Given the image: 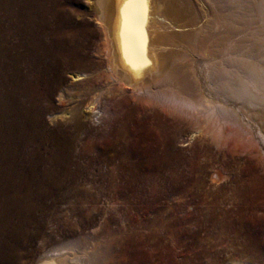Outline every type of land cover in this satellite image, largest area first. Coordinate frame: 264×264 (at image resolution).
Listing matches in <instances>:
<instances>
[{
	"label": "bare ground",
	"instance_id": "obj_1",
	"mask_svg": "<svg viewBox=\"0 0 264 264\" xmlns=\"http://www.w3.org/2000/svg\"><path fill=\"white\" fill-rule=\"evenodd\" d=\"M206 1L189 37L164 0H0V264H110L111 243L136 246L137 264H187L188 223L230 236L235 213L264 220V0ZM184 135L212 142L185 159ZM221 162L230 172L205 176ZM100 198L122 199L120 225L93 226ZM61 203L78 220L49 233ZM187 204L201 214L179 217Z\"/></svg>",
	"mask_w": 264,
	"mask_h": 264
},
{
	"label": "rangeland",
	"instance_id": "obj_2",
	"mask_svg": "<svg viewBox=\"0 0 264 264\" xmlns=\"http://www.w3.org/2000/svg\"><path fill=\"white\" fill-rule=\"evenodd\" d=\"M164 2H165L164 7L166 9V14H167L169 20H173L175 22L176 28H174V30H176L179 33H181V32L184 34L187 33V34H189V37H192V34L190 35V32L193 31L195 29V27L197 28L199 25H206V23L208 21L207 19L211 17L209 14V6H208L206 0H164ZM191 4L194 7L191 8L189 6ZM198 7H200V8H198ZM72 8L76 12L84 11L86 9L85 0H74V2L72 3ZM77 9H78V11H77ZM196 25H198V26H196ZM187 30H188V32H187ZM183 48H184L185 54L187 55V59L188 60L193 59V63H194L195 68L197 69L198 75L203 76V74L201 73V72H203V69H201V67H202L201 65H203L202 68H204V66H205L204 64L207 60L206 57H201V56L197 55L192 50L190 45H187L186 43H183ZM204 59H206V60H204ZM211 142H212L211 138L208 135L207 136L198 135L192 141L189 140V137L187 135H184V136L180 137L179 139H177L176 141H174V151H178V152L182 153L185 159H189L193 155V153H194L193 151H194L195 147H200V146L203 147L205 144H208ZM218 167L224 168L225 170L230 172L233 165L225 164L222 162L220 163V165L214 163L208 167V172L205 173V176H207V177L209 175L211 176L213 171H216L219 169ZM182 173L189 174L190 172L188 171V168L183 167ZM104 200H109V199H105V198L101 199L100 198V200L99 199L97 200L96 204L99 207V211L94 213V214H96V218L94 219L93 226L98 227L101 225V223H103L105 221H108L110 226L120 225L122 223L121 215H120V213H118V212H120V210H119V208H118L119 211L115 210V209L118 206H120L122 199L121 200L120 199H112L113 202H111L110 204L107 203L109 201H104ZM178 200L179 199H173L174 202H177ZM116 203H117V206H116ZM59 207H58L59 209L58 208L53 209L49 213L48 217L50 219V223H49V225L47 224L48 229H49V230L47 229V231L49 233L52 229V226L57 225V223H59L61 225H65L66 228L74 227V224H75V221L77 218L73 216V213H71L70 204L69 203H61L59 205ZM188 207H189V209H188ZM186 211L188 214L180 212L178 216L182 217L184 215L191 214L194 217H197V216H199V214H201L200 212H197L193 209H190L189 204H187ZM240 213H235V214H233V216L228 217L229 219L227 218V220L229 222L233 223L236 226L234 233L231 232L230 236H229V233L227 231L226 232L222 231L220 227L219 228L218 227H214V228L213 227H205V228H207V230H204L203 227H201V229L195 230V229H192L193 228L192 226L189 227L190 224L188 223V228L186 229L187 234L185 235V237H187L186 241L188 242V245H189V250H188V260L189 261L187 262V264H194V263L195 264L196 263L197 264H200V263H202V264H210V263L211 264H235L236 261H240V260L241 261L248 260L250 263H254L253 261H263L264 258H262V257H264V256H261L258 254H257V256H255V255H253L252 250H250L251 247H254V245H255L258 247L260 252L264 253V220L261 221L262 215H261V213L258 214L260 221L257 222V226L254 227L252 224L251 217H250L249 213L246 210L243 212H240ZM247 214L249 217L247 216ZM163 215H165V214H163ZM125 218H126L125 219L126 223L130 222V223L134 224V222L136 221L135 219L137 218V215L130 212V213H128V215ZM120 219H121V221H120ZM248 221H250V222H248ZM54 222H57V223L54 224ZM166 223L167 222L165 220H163L162 217L161 218L157 217V221H156L157 225H162V224L166 225ZM177 230H178V228H177ZM237 231H238V233H237ZM79 235L80 234L78 233L77 236H79ZM53 237L56 241H58L60 239L66 240L67 238L72 239V236H66L65 233H61L60 235L53 234ZM235 238H237V239H235ZM203 240H204V242H203ZM106 244L109 245L110 243H106ZM114 244L115 243H113V244L111 243L109 245V247L111 249H109L107 254H106V258L110 264H114V263L115 264H121L126 260H127L128 264H131V263L137 264L136 259L138 257H140L139 256L140 253H138L139 251L136 249L137 248L136 246L128 245V247H127V244H125L124 247H126V248H124V247L123 248L126 250L124 253H122V252H120L118 245L117 244L114 245ZM46 247L47 246L42 244V243L37 244L36 249H35L36 255L37 256L40 255L41 252L43 251V249ZM116 247H117V249H116ZM197 247H198V249H196ZM236 247L238 248V250L235 249ZM240 249H241V251H240ZM124 255H126V256H124ZM129 257H131V258H129ZM190 257H191V259H190ZM192 257L194 259H192Z\"/></svg>",
	"mask_w": 264,
	"mask_h": 264
}]
</instances>
